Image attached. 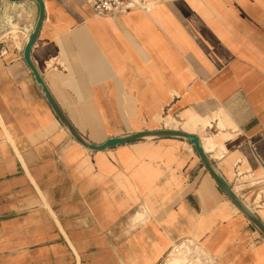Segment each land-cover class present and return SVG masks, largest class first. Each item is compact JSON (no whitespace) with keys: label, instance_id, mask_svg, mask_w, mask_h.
I'll list each match as a JSON object with an SVG mask.
<instances>
[{"label":"crops","instance_id":"0c3cea01","mask_svg":"<svg viewBox=\"0 0 264 264\" xmlns=\"http://www.w3.org/2000/svg\"><path fill=\"white\" fill-rule=\"evenodd\" d=\"M140 1L97 16L42 0L33 65L89 143L217 138L214 169L264 224V0ZM38 17L34 0H0V264H158L186 239L222 264H264L263 234L186 139L91 151L71 136L24 59Z\"/></svg>","mask_w":264,"mask_h":264},{"label":"water","instance_id":"95a60500","mask_svg":"<svg viewBox=\"0 0 264 264\" xmlns=\"http://www.w3.org/2000/svg\"><path fill=\"white\" fill-rule=\"evenodd\" d=\"M11 2H17L20 0H9ZM39 6V17L35 26V29L33 33L29 37V41L24 49V59L29 68L32 71V74L34 75V78L36 82L41 86L42 92L44 93L47 101L51 105L53 111L55 112L58 119L61 121V123L68 129L71 136L82 146L85 148L91 150V151H104L106 149L114 148L119 145L127 144L130 142H133L135 140L145 138L147 136H154V137H180L186 139L188 142H190L193 146L197 154L199 155L202 163L206 167V169L209 171L211 176L214 178L218 186L222 189V191L230 198V200L236 205V207L249 219V221L259 229V231L264 236V224L259 220V218L254 215L249 208L237 197V195L234 193V191L230 188V186L220 177V175L216 172L214 169V166L212 165L210 159L208 158L206 152L204 151L200 138L191 133H186L184 131L180 130H156V131H141L138 133L130 134L124 137H117V138H111L105 141L103 144L95 145L92 143H89L86 141L74 128V126L71 124V122L67 119L66 115L62 112L58 104L56 103L54 97L51 95L50 91L46 87L42 77L38 73L37 69L33 65L30 57L31 48L34 45L37 36L40 32L45 13H44V4L42 0H34Z\"/></svg>","mask_w":264,"mask_h":264},{"label":"built area","instance_id":"2783aa9c","mask_svg":"<svg viewBox=\"0 0 264 264\" xmlns=\"http://www.w3.org/2000/svg\"><path fill=\"white\" fill-rule=\"evenodd\" d=\"M93 13L97 16H111L131 11L137 8H146L147 5L135 0H85ZM148 9V8H147ZM240 174V173H238ZM185 240V239H184ZM181 242V241H180ZM189 250L185 261L179 264H222L210 254L206 253L200 243H195L192 239H186ZM179 243V242H178ZM174 246L172 245L171 249ZM158 264H169L168 254Z\"/></svg>","mask_w":264,"mask_h":264},{"label":"bare ground","instance_id":"6f19581e","mask_svg":"<svg viewBox=\"0 0 264 264\" xmlns=\"http://www.w3.org/2000/svg\"><path fill=\"white\" fill-rule=\"evenodd\" d=\"M135 2H138L140 3L141 1L140 0H135ZM150 10V9H149ZM22 13H24V11H21ZM21 13V14H22ZM19 14V16L21 15ZM26 14V12L24 13ZM18 15V14H16ZM23 15V14H22ZM21 15V16H22ZM6 16V15H5ZM25 16V15H24ZM10 17V16H9ZM154 114V113H153ZM162 117L161 115H158L156 118H155V123H157L158 120H161ZM206 124L210 127L211 126V123L209 121L206 122ZM181 131V130H180ZM155 137L154 136H147L145 137V139L147 140H151V139H154ZM201 142V141H200ZM220 145V142L217 138H213L209 141L208 145L204 146L203 149L205 152L209 151V150H213L216 146ZM140 219L143 220L145 219V217H142L140 216ZM174 248L170 250V252L168 253V263L169 264H179L183 261H185L186 259V256H187V252L189 250V247L188 245L186 246L184 244V242H181V243H178V244H174L173 245Z\"/></svg>","mask_w":264,"mask_h":264},{"label":"rangeland","instance_id":"374dc122","mask_svg":"<svg viewBox=\"0 0 264 264\" xmlns=\"http://www.w3.org/2000/svg\"><path fill=\"white\" fill-rule=\"evenodd\" d=\"M142 3V2H141ZM137 9H141V8H137ZM145 10H147V9H145ZM124 13H126V12H124ZM120 14H122V13H120ZM120 14H117V15H111V16H118V15H120ZM161 117H164L163 115H161ZM172 120H173V118H171V117H166L165 118V120H163V119H161V120H158L157 121V123H156V125L157 126H159V125H161V126H163V127H172L173 126V122H172ZM206 121H208V120H206ZM134 217H135V215L131 218V220H130V224H138V223H142V220H140V219H135L134 220ZM145 217V216H144ZM184 240V239H183ZM192 241L193 242H195V243H198V241L197 240H194V239H192ZM180 242V241H179ZM182 242H184V244L187 246V242L186 241H182ZM178 244V243H177Z\"/></svg>","mask_w":264,"mask_h":264}]
</instances>
